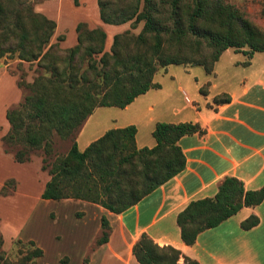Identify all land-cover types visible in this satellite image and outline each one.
Here are the masks:
<instances>
[{"label": "trees", "instance_id": "obj_1", "mask_svg": "<svg viewBox=\"0 0 264 264\" xmlns=\"http://www.w3.org/2000/svg\"><path fill=\"white\" fill-rule=\"evenodd\" d=\"M98 7L102 22H131L132 29L142 22L140 31L114 34L106 49L101 27L78 22L76 44L62 48L59 42L64 35L51 42L56 22L36 11L29 0H0V57L17 56L35 64L31 81L24 76L16 81L24 93L6 109L9 128L0 140L4 152L19 163L41 152V168L50 176L41 198L80 199L121 213L184 169L178 140L200 127L191 122H157L152 131L155 145L138 148L137 128L131 124L108 129L80 150L75 136L86 119L96 107L124 108L159 88L154 81L159 68L200 65L210 74L226 49L249 57L264 52V33L223 0H98ZM214 101L227 102L229 97ZM55 138L70 140L66 153H56ZM15 185V179H6L0 194H10ZM263 199L264 185L248 190L238 178L226 176L213 196L192 200L177 214L180 238L191 246L202 231ZM258 223V216L251 214L240 226L248 230ZM101 225L98 244L108 238L104 217ZM12 244L18 245L14 261L2 249L0 233V264H32L43 255L31 240L14 239ZM132 253L139 264H199L171 245H158L146 233L136 240Z\"/></svg>", "mask_w": 264, "mask_h": 264}, {"label": "crops", "instance_id": "obj_2", "mask_svg": "<svg viewBox=\"0 0 264 264\" xmlns=\"http://www.w3.org/2000/svg\"><path fill=\"white\" fill-rule=\"evenodd\" d=\"M54 1L56 0H46L35 5L36 11L56 22L51 42H55L57 36L63 33L64 39L59 42L60 47H71L77 42L75 28L78 22H87L89 27H96L86 18L78 17L73 26L62 27L68 29L66 32L57 31L58 21L46 13L47 3ZM79 1L83 3V0ZM69 2L72 3V0ZM72 9L79 10L75 4L72 5ZM127 25V23L113 25L102 22L101 26L105 32L108 28L115 29L114 34H116L128 29ZM72 30L75 32L73 33ZM70 32L73 33L71 39L68 35ZM112 38L113 36L110 37L106 32V49H109ZM228 50L226 49L224 53ZM234 53L239 52L234 51ZM223 55L222 53L215 62L212 73L205 72L207 79L200 87L206 86L204 93L200 92L202 101L196 99L192 103L182 91L186 102L182 108L173 106L170 110L159 108L154 113L157 102L148 98L151 95L150 91L161 90L160 85L159 88L150 89L139 95L124 108L96 107L78 130L75 140L78 148L83 150L108 129L133 124L137 128L136 145L141 148L155 145L152 131L157 122L174 124L191 122L199 125L200 131L183 135L178 140L185 157L184 169L121 213H113L98 204L80 199L41 198L44 186L50 178L47 171L41 168V157L32 155L29 161L16 162L10 153L4 152L0 140V168H6L0 178V188L8 178L16 181L15 188L10 194H0L1 201L14 200L23 196L21 192L26 191L25 189H29L36 192L35 204L41 201L51 206L52 210L49 214H54L62 207L71 208L70 216L75 230L73 234H30L25 239L20 238L18 234L11 236L12 240H31L43 250V255L32 264H139L132 253V247L142 233L148 234L160 246L171 245L179 249L182 255L196 260L199 264H264L262 257L264 199L259 205L243 207L219 225L202 231L191 246L182 242L176 222L177 214L190 201L213 196L217 186L226 176L238 178L248 190L259 189L264 185V65L261 67L257 64L252 67L250 65L249 69L235 76L227 72V65H221ZM254 55L255 53L250 59ZM262 55L260 60H264V54ZM259 59L257 63L263 64ZM239 63L242 62L238 60L233 62L234 69L238 68ZM4 75L8 73L0 72V77ZM155 75L154 81L157 82ZM12 78L16 82L15 77ZM16 93L15 101L5 105L3 110L19 102L21 97L19 88ZM218 95L228 96L229 101L212 102V98ZM139 98L140 105L133 108V103ZM150 101L153 104L147 106ZM131 111L133 116L129 114ZM109 117L110 121L114 122L112 125L101 123V118ZM129 118H137L148 130L144 138L141 135L139 138L138 125ZM8 128L9 124L6 120L3 123V130L0 131V139ZM33 162L37 164L39 176L34 179L32 185H29V178L23 175L32 167ZM251 214L258 216L259 223L251 229H242L241 222ZM102 217L109 226L108 238L98 244L97 240L102 233ZM29 220L28 216L24 220V227ZM3 222L0 212V233L4 246L6 234H4ZM66 224L64 222V229H67ZM182 261L183 258L180 259V262Z\"/></svg>", "mask_w": 264, "mask_h": 264}, {"label": "rangeland", "instance_id": "obj_3", "mask_svg": "<svg viewBox=\"0 0 264 264\" xmlns=\"http://www.w3.org/2000/svg\"><path fill=\"white\" fill-rule=\"evenodd\" d=\"M44 1L46 0H29L34 9L36 4L44 3ZM223 1L236 7L240 12L243 13L244 17H246L262 33H264V0ZM72 5H74L73 0L72 3H70L69 0H56L54 2L47 3L46 13L58 21L57 31L63 30V32H66L68 29H62V27L73 26L78 17H84L96 27H101L102 29H104L101 26L102 22L99 17L98 0H83V3H80L79 1V4L77 5V7L79 8L78 11H74L72 9ZM130 23L131 22H127V26L129 27L126 30H130L133 34H137L142 27V22H140L137 27L133 29L131 28ZM73 30L72 32L74 33L75 31ZM106 30L110 37L113 36L114 31H116L115 29L109 28ZM72 32L68 34L70 36V39L73 36ZM60 35L64 34L61 33ZM204 51L208 52L209 50L208 48H204ZM223 54L224 55L222 57L221 65H227V72L235 76L249 69L250 65L251 67L256 66V64L258 67L264 65V60L259 59L261 56H263L262 54H264V52H255V55L252 59L250 58L253 55L249 57L247 55H244L242 52L234 53V51L230 49L225 53L223 52ZM258 59L259 61H262L263 64L257 63ZM236 60L242 63H239L238 68L234 69L235 66H233V62ZM34 67L35 64L21 62L17 58V56L11 57L9 55H4L0 57V72L8 73V75L0 77V131L3 130V123L6 121V110H3V107L15 101L17 97L16 92L19 87L17 88L15 84L16 82H14L12 77L14 76L15 80L17 81V79L24 76L27 81H31L32 77L34 76ZM206 79L207 74L205 73L204 68L200 65L171 64L165 68H159L156 72L155 80L161 85V90L150 91L151 95L148 98L149 100L155 99L157 102V104H155L154 113H156V110L159 108H164L165 110H170L172 106L174 108H182V106L186 104L183 98L184 95L187 96L192 101V103L193 101H196V99L202 101L203 97L201 96L199 89L201 85L206 81ZM202 88L206 89V86L204 85ZM19 90L21 93V97L19 99L21 100L24 90L22 88H19ZM182 91L184 95H182ZM215 98H217V100H221L223 98V95L213 97L212 102H216L214 101ZM16 103L11 104L10 106ZM138 104L140 105V98L133 103V108H135ZM149 104H153V102H148L147 106ZM114 110H116V108ZM165 112L169 113L168 111ZM148 113L153 114V112ZM129 114L132 116L134 115L132 111L129 112ZM129 120L136 121L139 128V138L140 135L144 138L145 134H148V130L140 124V121L137 118H129ZM100 121L101 123L105 122L108 125H112V123H114L110 121V117L107 119L101 118ZM70 144V140H61L59 138H55L54 148L56 153H66L70 147ZM32 155L40 156L41 152L37 151ZM35 162L32 163V167L27 170V172H25L26 174L23 175L29 178V185H32V183L35 182L34 179L39 176V169L37 167V164H34ZM5 171L6 168H0V178L5 173ZM25 190L26 191L21 192V195L23 196L14 198V200L1 201L0 199V212L2 213L4 221L3 223L5 225L4 234H6V242L2 249L5 251L8 258H10L12 261L17 258L16 251L18 249V245L15 246L14 244H12L13 240L11 239V236L14 234H18V236L20 235V238L25 239L30 234H73V232H75L74 224L70 216L71 208L67 209L65 207H62L61 210H56L54 214H49V211L52 210L51 206L41 201L40 203L35 204L34 193L36 192L29 189ZM28 195H32L33 197ZM31 211H33L32 215ZM28 216L30 217V220L28 221L26 227H24V220ZM64 222L67 223V229H64L63 227ZM262 257L264 259V252L262 254Z\"/></svg>", "mask_w": 264, "mask_h": 264}]
</instances>
